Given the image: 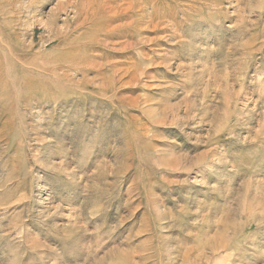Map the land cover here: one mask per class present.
<instances>
[{
    "label": "rangeland",
    "instance_id": "1",
    "mask_svg": "<svg viewBox=\"0 0 264 264\" xmlns=\"http://www.w3.org/2000/svg\"><path fill=\"white\" fill-rule=\"evenodd\" d=\"M0 264H264V0H0Z\"/></svg>",
    "mask_w": 264,
    "mask_h": 264
}]
</instances>
